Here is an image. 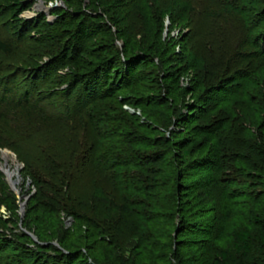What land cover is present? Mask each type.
Listing matches in <instances>:
<instances>
[{
    "label": "rangeland",
    "instance_id": "1",
    "mask_svg": "<svg viewBox=\"0 0 264 264\" xmlns=\"http://www.w3.org/2000/svg\"><path fill=\"white\" fill-rule=\"evenodd\" d=\"M27 1L28 7L19 18L29 23L35 40L26 44L14 41L11 18L0 17V27L12 38L15 48L10 56L0 53L1 77H11L13 68L24 70V63L31 61L28 58L31 54L38 62L33 70L37 65L42 66L48 80L45 86L58 95L49 107L63 114H68L71 109L73 113L81 111L83 114L87 110L93 116L103 115L112 132L126 131L125 134L132 136L136 143L116 139L101 142L91 130L88 136H83L72 121H67L34 136L30 143H21L18 149H2L0 239L3 244L8 240L11 243L2 244L0 264H43L42 258L37 260L35 254L45 255L52 251L44 252L34 247L38 242L36 229L41 228L50 237L40 239L47 247L58 249L60 239L83 243L80 239L86 228L76 219L77 214H84L86 209L88 217L93 212L105 215V205L123 203L122 198L109 188L103 189L102 182L87 180L88 167L82 169L84 177L80 182L67 184L69 196L66 186L55 192L51 188L43 189L40 194L32 177L35 167H45L47 158L44 157L65 153L67 159V155L75 151V156L81 157L79 151L82 150V155L89 160L96 151H101L107 158L119 156L125 162L127 150L141 156L147 169L144 177L155 176L160 180L166 164L164 156L168 154V159L172 160V151H169L174 150L164 138H174L177 130L182 129L188 105L204 102L210 97L208 81L217 74L222 77L235 70L241 51L255 61L251 77L240 82V92L235 95L212 94L215 97L213 106L200 114L202 119L199 120L211 127H222L216 136L223 149L218 188L211 194L202 195L201 203L207 214L197 219L206 226L204 228L211 229V234L200 233L195 237L180 233L182 215L169 208L172 193L161 188L155 190V196L151 198L149 191L146 196L133 195L141 206L138 210L143 209L145 219L149 217L143 227L124 229L114 219H102L105 222L100 220L99 223L105 230L89 242L91 251L88 253L99 264H109V261L212 264L216 260H219L218 264H231L238 259L231 253L229 262H224L221 253L231 248L234 230L245 227L253 236L257 234L254 219L264 209V132L261 125L264 119V56H259L264 51L261 45L264 40V0H102L100 3L107 10L110 5H115L113 1L120 5L115 6L122 17L119 26H115L106 14L115 47L122 50L127 44L135 55L151 56V61L144 63L137 72L138 77L143 75L144 81L135 82L130 90H119L115 98L103 102L94 100L91 105L85 102L86 90L71 80L73 63L79 52H73L68 60L60 58L73 37L58 25L54 10L66 17L72 13L104 14L107 13L105 8L98 3L97 10L92 9L88 0H78V6L67 0ZM161 20L163 28H160ZM83 45L84 48L91 47L87 43L82 44L81 49ZM85 56L90 58L83 54ZM227 64L229 68L225 70ZM170 74L178 78L176 85L170 82ZM227 77L229 79L230 74ZM90 94L94 96V91L90 90ZM92 144V150L88 149ZM152 155L156 160L150 158ZM6 171L14 173L13 178H9ZM67 203L80 208L70 211ZM218 223L222 226L220 231L217 230ZM211 224L214 226L210 227ZM20 232L26 233L34 243L23 239ZM167 246L171 250L164 248ZM85 258L89 264H94L88 255ZM250 262L264 264V256L257 259V255H253Z\"/></svg>",
    "mask_w": 264,
    "mask_h": 264
},
{
    "label": "trees",
    "instance_id": "2",
    "mask_svg": "<svg viewBox=\"0 0 264 264\" xmlns=\"http://www.w3.org/2000/svg\"><path fill=\"white\" fill-rule=\"evenodd\" d=\"M67 1L75 6H78L79 3L78 0ZM88 1L89 7L97 10V4L102 0ZM216 2H219V0H216ZM113 3L115 5H110L109 11L104 4L100 3L107 13L96 15L72 13L62 17L58 10H54L58 16V25L62 29H66L68 36L73 37V40L63 49L60 58L68 60L73 52H79L77 61L73 63L71 80L86 90L84 95L87 105H91L94 100L103 102L109 98H115L116 92L119 90H130L135 82L144 81L143 75L138 77L137 72L141 70L144 63L151 61V56L139 57L135 55L132 51L133 48H128L127 44L122 50L115 47L112 42L111 28L106 23V14L112 18V23L115 26L120 25V18L122 17L115 7L120 6L116 5L118 1H113ZM27 7V0H0V17L7 15L11 18L10 30L14 41L17 40L24 44L35 40V37L31 36L29 23L23 22L19 18V15ZM65 19L66 21H64ZM160 28H163L162 20L160 21ZM14 41L0 27V53L6 56L12 55L15 50ZM87 43L91 47L84 48L83 45L81 49L82 44ZM261 45L264 48V40ZM246 47L249 48L250 46L246 45ZM83 54L88 55L90 58L85 56V59ZM259 56H264V51H261ZM237 57L239 60L237 67L234 68L235 70L222 77L217 74L213 80L208 81L210 97L204 102L187 106L189 111L183 118L184 126L180 131L176 129V136L174 138H164L165 143L170 145V148L173 147L174 150L170 149L169 151H172V160L168 159V154L164 156L166 164L164 163L165 169L162 176H160V180H156L155 176L150 179L144 177L143 174L147 169L145 163L141 162V156L127 152V150L123 151L124 156L128 158V160L124 159L125 162L119 156L107 158L101 151H96L93 156L94 159L92 157L87 160L84 157L85 155H82L84 152L81 150L79 151L81 157L75 156L77 153L75 151L76 153L67 155V159L65 153L49 154L48 157H44L47 160H45L43 169L33 167L35 174L32 178L38 186L40 194L43 193V189L51 188L55 192L66 186V194L68 195L71 192H69L67 184L70 183L71 186L80 182L84 177L82 169L88 167L87 180L92 179L96 183L102 182L101 184L105 185L102 186L103 189L109 188L123 200L122 204L112 205L109 203L105 205V215L93 212L89 213L90 217H88L86 209L84 214H77L76 219L80 225L86 228L84 237L80 239L84 241L83 243L66 242L60 239L58 249L52 246L47 247L40 242V239H50V237L41 228L36 229L38 242L34 244V247L44 252L48 249L52 251V253H46L45 255L35 254L37 260L42 258L43 264H89L85 258L88 255L94 264H99L96 258L88 254L91 251L89 242H92L98 233L100 234L102 230H105L103 226L101 227L99 221L101 220L104 223V219H114L117 225L124 229L127 227H138L140 229L149 217L145 219V214L141 211L143 209L138 210L141 206L133 195L143 194L146 196L145 194L149 191L148 196L151 198L155 196V190H161V188L165 192L172 193L169 208L178 211L182 215L180 233L183 232L188 236L195 237L200 233L206 236L211 234V229L204 228L206 226L198 222L197 219L203 218L207 214L204 209L205 206H202L201 203L202 195L204 193L211 194L212 191L218 188V173L222 170L223 149L217 142L216 136L222 127H211L200 123L199 120L202 119L200 114L206 112L208 108H212L215 98L212 94L219 93L223 97L235 95L236 92H240V85L242 84L240 82L247 81L251 77V68L255 61L246 52L239 51ZM28 58L31 61H25L26 68L24 70L13 68V74L9 78H3L0 75V151L6 147L18 149L21 147V143H30L34 136L49 131L59 124L63 125L67 121H72L76 125L74 128L83 133V136H88L91 130L95 138L101 140V142L116 139L119 142L131 141V143H136L132 136L125 134L126 131L118 134L112 132L108 127L107 119L103 115L93 116L87 110L83 114H81V111L73 113L71 109L68 114H63L61 111L49 107L51 101L53 102V99L58 95L53 94L45 86L48 80L43 73V67L37 65L36 70H33L32 67L38 62L31 54ZM228 68L229 64L226 65L225 70ZM229 74L231 77L228 79L226 76ZM169 77L170 82L176 85L178 78L172 74ZM213 82L218 83V85H211ZM90 90L94 91V96L90 94ZM261 125L264 132V119ZM88 147L92 150L94 145ZM150 158L156 160L153 155ZM195 171L196 174L201 175L200 178L195 177ZM149 180H151L150 185L148 184ZM68 205L67 203V208L70 211H73L74 208H80L77 205L74 208ZM80 211L83 212V209ZM254 221L258 227L255 236L245 227L233 231L231 248L229 251L221 253V259L224 262H229V254L233 253L238 259H235L231 264H259V262L251 263L250 260L253 255H257V259L264 256V209ZM211 226H214V224H211ZM221 229L222 226L218 223L217 230L220 231ZM108 233H112V231ZM19 234L23 239L34 243L26 236V233L20 232ZM167 238L169 237L167 236ZM4 243L3 239H0V248L9 245L11 241L8 240ZM164 248L171 250L170 246ZM218 261L216 260L212 264H218ZM109 262V264H126L125 261V263L120 261Z\"/></svg>",
    "mask_w": 264,
    "mask_h": 264
},
{
    "label": "bare ground",
    "instance_id": "3",
    "mask_svg": "<svg viewBox=\"0 0 264 264\" xmlns=\"http://www.w3.org/2000/svg\"><path fill=\"white\" fill-rule=\"evenodd\" d=\"M3 158L6 160V159H7L6 155H5ZM6 173H7V175H8L9 178H13V176H14L13 174H14V173H11V172H9V171H6ZM14 184H15V183H14Z\"/></svg>",
    "mask_w": 264,
    "mask_h": 264
}]
</instances>
